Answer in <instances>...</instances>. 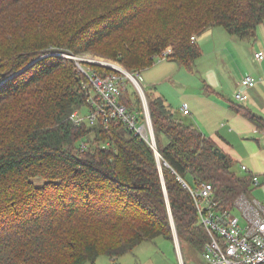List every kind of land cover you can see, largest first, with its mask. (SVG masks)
Returning a JSON list of instances; mask_svg holds the SVG:
<instances>
[{
	"label": "trees",
	"instance_id": "1",
	"mask_svg": "<svg viewBox=\"0 0 264 264\" xmlns=\"http://www.w3.org/2000/svg\"><path fill=\"white\" fill-rule=\"evenodd\" d=\"M74 1L78 7L67 0H0V264H96L158 237L173 244V227L181 253L202 257L208 236L184 184H210L217 209L231 211L257 188L255 174L242 165L235 170L229 155L161 97L148 98L161 172L151 145L121 123L75 126L70 115L85 108L83 79L71 61L42 55L55 48L98 52L117 37L99 55L131 74L150 68L167 47L166 60L192 72L202 52L191 37L221 27L238 41H255L264 0ZM73 10L66 38L46 37L54 24L65 25L44 15ZM66 67L65 80L57 82ZM129 90L122 102L141 117L139 97ZM232 108L264 125L248 109Z\"/></svg>",
	"mask_w": 264,
	"mask_h": 264
},
{
	"label": "built area",
	"instance_id": "2",
	"mask_svg": "<svg viewBox=\"0 0 264 264\" xmlns=\"http://www.w3.org/2000/svg\"><path fill=\"white\" fill-rule=\"evenodd\" d=\"M196 40L191 37V42ZM172 54L171 47L160 51L154 59L166 60ZM257 61L264 59V51H257L253 55ZM77 74L83 79L82 89L85 90L86 114L75 111L70 115V120L75 126H93L98 121L109 129L112 125L121 123L126 130L134 136L145 140L150 145L154 141L153 129L149 117V110L143 103L141 117L138 112L127 109L122 102L128 85L132 84L135 92L142 93L138 82L140 73L131 74L110 61L97 60L86 55L74 56ZM107 68L116 73H105L95 68ZM245 89L254 87L257 80L251 76H244L239 82ZM248 99L244 91H236L234 100L243 102ZM183 115L189 113L187 105H182ZM155 144V142H154ZM264 145V142H263ZM86 148L81 144L80 150ZM242 171H247L246 166H241ZM253 186H260L257 175L252 177ZM195 204L199 223L204 227L208 239L204 245L202 258L205 264H264V204L249 197L241 196L235 203L234 210L240 212L244 220V227L240 224L239 216L234 210H218L217 203L212 200V186L202 183L196 188H189Z\"/></svg>",
	"mask_w": 264,
	"mask_h": 264
},
{
	"label": "rangeland",
	"instance_id": "3",
	"mask_svg": "<svg viewBox=\"0 0 264 264\" xmlns=\"http://www.w3.org/2000/svg\"><path fill=\"white\" fill-rule=\"evenodd\" d=\"M59 1L64 2V0H59ZM52 2L53 4H51V6H53L54 4L55 5L59 4L56 1H52ZM67 3L71 8L79 6L74 0H67ZM93 5L94 4H92V6ZM77 12H78L77 10H73L68 15H65V13L62 14L58 13L57 15H55L54 12H50L52 13L51 15L50 14L44 15L49 18L50 16H52L53 22L56 21L57 24L65 25V26H56L54 24L48 30L46 37H48L50 34H56L57 36L56 39H61V37L64 38V36L66 38L67 32L69 30L68 25L71 19L77 14ZM209 30H213L211 32H214L215 37H217L219 34L228 38H230L231 36L221 27L211 28ZM42 35L45 37L44 34ZM39 37L40 34L36 33L35 39L37 40ZM233 38L236 40L235 37ZM116 43H117V37L109 41L101 48H99L98 52L92 51V52L84 53L82 55H86L90 58H95L97 60L110 61L109 59L100 56L99 52L102 53L108 52L112 48V46ZM215 43H216V47L221 48L224 45H226V40H223L222 42L215 41ZM210 44L211 41L207 42L204 45L201 42L198 43L202 55L198 60H196L192 72L186 71L184 68H181V66L179 67L177 64L174 63V61H169V60L158 61L157 59H154V63L150 67V69H145L141 71L140 77H138V82L142 88V93L139 92L136 93L137 96L139 97L141 107H143V103H145L146 107L149 110L148 98L149 99L153 98L155 94L159 95L161 98H163L165 104L173 112L176 113L178 118L183 119L185 123H190L193 124L194 126L201 125L202 129L205 132L209 133L210 131L208 130L209 126L207 123L209 122L210 119L213 118L214 115H216L215 107L219 109L220 102L225 103V105L228 104L229 101L237 103L236 100H234V96L232 97V95L229 92H224L223 94L222 91L224 90V77H220V78L215 77L212 73L207 71L208 67H214V61L216 59L215 55L218 53L215 52L216 47L213 50H209ZM55 49L59 51H55V52L52 51L51 53L49 54L47 53L42 56L47 57L49 55H57L63 58L64 60L71 61V67L72 66L73 68L75 67V61L73 57L80 55L70 54L66 52L64 48L62 49L55 48ZM160 63L162 65H158ZM30 65L31 63L27 66ZM65 65L66 64H64V66ZM27 66H25V68ZM71 67L68 68L71 69ZM68 68L66 67L62 71L57 73V78H58L57 82H59L60 80H65L66 78L65 70H67ZM237 72L238 71H236V73ZM165 75H167V77L164 79L163 77ZM152 81L156 83L155 84L156 90H154V87H151ZM4 82L5 81L0 82V86L4 84ZM221 84L223 89L217 90L216 87L221 86ZM206 85L211 86V89H214L216 91L210 92V90L206 89ZM128 90L129 92L132 93L134 92V87L132 84L128 85ZM182 104L187 105L188 109L191 112V115L182 116L181 113H179V109ZM80 113L82 115L86 114V110L82 109ZM233 146L236 147L234 144H232V147ZM234 153L236 157L232 156L231 158L233 160L234 169L238 171L240 170L239 167L243 161V155L238 151L237 152L235 151ZM257 176L260 177L261 180L263 181L262 183H264V176L258 174ZM32 181L36 185L43 184V181L39 178H35ZM256 194H253V196L258 198V201L262 202L263 194L257 195L258 197L256 196ZM234 214L239 216L240 224L242 225V227H244L245 222L241 218L240 212L236 209L234 210ZM175 251L176 249L175 250L173 249V245L171 242L167 241L162 237H158L153 242L145 241L140 245H138L132 251V254L128 255L127 260H128V264L130 260H132L133 264H205L203 258L196 255L194 252H192V250H190L191 252H188L187 250L186 251L183 250L182 251L183 255H182L180 247L178 246V242H177V256L175 254ZM105 263H106L105 256H100L99 259H97L96 261V264H105ZM85 264H89V263H85Z\"/></svg>",
	"mask_w": 264,
	"mask_h": 264
},
{
	"label": "crops",
	"instance_id": "4",
	"mask_svg": "<svg viewBox=\"0 0 264 264\" xmlns=\"http://www.w3.org/2000/svg\"><path fill=\"white\" fill-rule=\"evenodd\" d=\"M211 31L213 30H206L196 38V42H201L204 45L211 41L209 50H213L216 47L215 41L222 42L226 40V45L221 48L216 47L215 52L218 53L215 55L214 67H208L207 71L215 77H224L223 94L224 92H229L233 97L234 93L240 90L248 95V99L243 102L236 101L237 103L229 101L226 105L220 102L219 109L215 107L216 115L207 123L209 133L205 132L201 125H196V127L205 136L212 139L216 146L230 157H236L234 155L235 151L241 153L243 155V161L240 165L246 166L247 172L264 176V125L261 127L256 126L232 108V106L237 105L248 109L264 121V59L257 61L253 57L255 52L264 51V22L258 27L255 41L248 43L238 41L237 39L235 40L232 36L228 38L219 34L215 37L214 32ZM174 63L177 64L176 62ZM158 65L162 64L160 63ZM177 65L180 67L179 64ZM236 71L238 72L236 73ZM244 76L255 78L257 84L249 89L242 88L239 82ZM166 77L167 75L163 78L165 79ZM151 84V87H154V90H156V83L152 81ZM216 88L217 90H222V84ZM206 89L210 90V92L216 91L208 85H206ZM154 97L160 96L155 94ZM182 105L180 106L179 113H181ZM188 111L189 113L186 116L191 115L189 109ZM232 144L236 147H232ZM259 180L261 182L260 186L252 191L249 198L258 201V198L254 197L253 194L257 193L256 196L263 194V201L259 202L264 204V183H262L263 181L260 177ZM172 245L173 249H176L175 254L177 256V244L175 241ZM130 254H126L117 259H109L106 257L105 264H128L127 257ZM129 264H133L132 260L129 261Z\"/></svg>",
	"mask_w": 264,
	"mask_h": 264
},
{
	"label": "water",
	"instance_id": "5",
	"mask_svg": "<svg viewBox=\"0 0 264 264\" xmlns=\"http://www.w3.org/2000/svg\"><path fill=\"white\" fill-rule=\"evenodd\" d=\"M151 147H152V149H153V151H154V153H155V157H156V160H157V165H158L159 171L161 172V164H160V161H159V154H158L157 151H156L154 141H152V143H151ZM217 153L220 154V155H223V154H222L221 152H219V151H217ZM161 180H162V182H163L162 176H161ZM164 193H165V197H166V199H167V195H166V191H165V189H164ZM169 216H170V222H171V225H172V227H173V226H174V225H173V219H172V216H171L170 213H169ZM173 232H174V241H175V243L177 244L178 241H177V236H176V233H175L174 227H173ZM176 241H177V242H176Z\"/></svg>",
	"mask_w": 264,
	"mask_h": 264
},
{
	"label": "bare ground",
	"instance_id": "6",
	"mask_svg": "<svg viewBox=\"0 0 264 264\" xmlns=\"http://www.w3.org/2000/svg\"><path fill=\"white\" fill-rule=\"evenodd\" d=\"M159 161H160V159H159Z\"/></svg>",
	"mask_w": 264,
	"mask_h": 264
}]
</instances>
